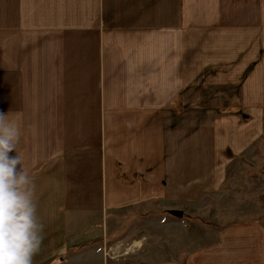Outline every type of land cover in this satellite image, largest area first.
<instances>
[{"label": "crops", "instance_id": "0c3cea01", "mask_svg": "<svg viewBox=\"0 0 264 264\" xmlns=\"http://www.w3.org/2000/svg\"><path fill=\"white\" fill-rule=\"evenodd\" d=\"M262 105L264 0H0V111L44 224L33 264H111L122 219L219 191ZM146 264H264V226Z\"/></svg>", "mask_w": 264, "mask_h": 264}, {"label": "rangeland", "instance_id": "374dc122", "mask_svg": "<svg viewBox=\"0 0 264 264\" xmlns=\"http://www.w3.org/2000/svg\"><path fill=\"white\" fill-rule=\"evenodd\" d=\"M217 91L209 96L203 109L224 107L220 91L226 90ZM261 107L263 132L254 142L256 149L233 160L225 171L227 183L197 202L174 206L183 211L182 217L169 213L172 204L153 201L143 216L122 219L119 232L113 235L117 239L110 242V248H103L111 264H134L133 256L141 259L139 264L183 257L193 247L214 240L221 227L232 223L256 221L264 226V106ZM136 241L140 243L137 247Z\"/></svg>", "mask_w": 264, "mask_h": 264}, {"label": "clouds", "instance_id": "9594fccd", "mask_svg": "<svg viewBox=\"0 0 264 264\" xmlns=\"http://www.w3.org/2000/svg\"><path fill=\"white\" fill-rule=\"evenodd\" d=\"M21 134L20 124L0 111V264H33L44 238L36 184L19 150Z\"/></svg>", "mask_w": 264, "mask_h": 264}, {"label": "water", "instance_id": "95a60500", "mask_svg": "<svg viewBox=\"0 0 264 264\" xmlns=\"http://www.w3.org/2000/svg\"><path fill=\"white\" fill-rule=\"evenodd\" d=\"M169 213L176 216V217H182L183 216V211L178 210V209H171V210H169Z\"/></svg>", "mask_w": 264, "mask_h": 264}, {"label": "bare ground", "instance_id": "6f19581e", "mask_svg": "<svg viewBox=\"0 0 264 264\" xmlns=\"http://www.w3.org/2000/svg\"><path fill=\"white\" fill-rule=\"evenodd\" d=\"M139 244H140V243L136 241V242L134 243V246L137 247V246H139Z\"/></svg>", "mask_w": 264, "mask_h": 264}]
</instances>
